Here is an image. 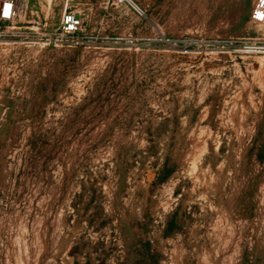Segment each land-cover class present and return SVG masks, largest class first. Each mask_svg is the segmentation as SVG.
<instances>
[{"label":"rangeland","instance_id":"rangeland-1","mask_svg":"<svg viewBox=\"0 0 264 264\" xmlns=\"http://www.w3.org/2000/svg\"><path fill=\"white\" fill-rule=\"evenodd\" d=\"M15 1L0 264H264V0Z\"/></svg>","mask_w":264,"mask_h":264},{"label":"built area","instance_id":"built-area-1","mask_svg":"<svg viewBox=\"0 0 264 264\" xmlns=\"http://www.w3.org/2000/svg\"><path fill=\"white\" fill-rule=\"evenodd\" d=\"M17 13V4L15 0L0 1V25L12 21ZM256 16L264 19V1L260 3ZM60 27L63 32L72 34L80 30L82 21L71 11H65L60 20Z\"/></svg>","mask_w":264,"mask_h":264},{"label":"bare ground","instance_id":"bare-ground-1","mask_svg":"<svg viewBox=\"0 0 264 264\" xmlns=\"http://www.w3.org/2000/svg\"><path fill=\"white\" fill-rule=\"evenodd\" d=\"M260 6V5H259Z\"/></svg>","mask_w":264,"mask_h":264}]
</instances>
